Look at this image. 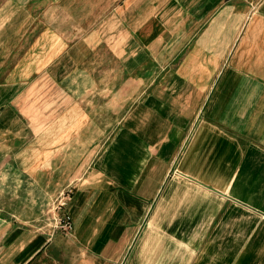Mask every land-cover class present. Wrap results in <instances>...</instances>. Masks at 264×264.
<instances>
[{"label":"crops","instance_id":"0c3cea01","mask_svg":"<svg viewBox=\"0 0 264 264\" xmlns=\"http://www.w3.org/2000/svg\"><path fill=\"white\" fill-rule=\"evenodd\" d=\"M0 264H264V0L0 2Z\"/></svg>","mask_w":264,"mask_h":264},{"label":"built area","instance_id":"2783aa9c","mask_svg":"<svg viewBox=\"0 0 264 264\" xmlns=\"http://www.w3.org/2000/svg\"><path fill=\"white\" fill-rule=\"evenodd\" d=\"M69 198V191L62 190L58 196L54 199L53 210L56 211L55 220L58 226L65 232L71 229V220L68 213L64 210L66 202Z\"/></svg>","mask_w":264,"mask_h":264},{"label":"rangeland","instance_id":"374dc122","mask_svg":"<svg viewBox=\"0 0 264 264\" xmlns=\"http://www.w3.org/2000/svg\"><path fill=\"white\" fill-rule=\"evenodd\" d=\"M2 1H4V0H0V2H2ZM55 199V198H54ZM54 199H52V201H51V203H50V206H49V212L50 213H53V217L51 216V219L53 220L52 221V224L54 225V226H56V227H59L58 226V224L55 222V217H56V215L54 216V212H56L55 210H53V203H54ZM60 228V227H59ZM61 229V228H60ZM64 231V230H63Z\"/></svg>","mask_w":264,"mask_h":264}]
</instances>
